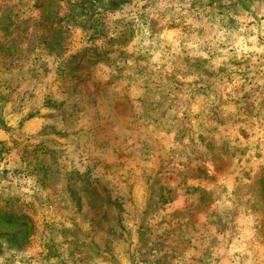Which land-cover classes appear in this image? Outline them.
Segmentation results:
<instances>
[{
  "label": "rangeland",
  "instance_id": "rangeland-1",
  "mask_svg": "<svg viewBox=\"0 0 264 264\" xmlns=\"http://www.w3.org/2000/svg\"><path fill=\"white\" fill-rule=\"evenodd\" d=\"M0 264H264V0H0Z\"/></svg>",
  "mask_w": 264,
  "mask_h": 264
},
{
  "label": "crops",
  "instance_id": "crops-1",
  "mask_svg": "<svg viewBox=\"0 0 264 264\" xmlns=\"http://www.w3.org/2000/svg\"><path fill=\"white\" fill-rule=\"evenodd\" d=\"M87 122V120H85V121H81V122H79L78 124H77V127H82V125H85V123ZM147 126V125H146ZM79 130V129H78ZM88 136V138L90 137V135H87ZM83 137H85V135H83ZM78 138H80V135H78ZM82 143V142H81ZM84 156H87V157H85L84 158V160H81V158H80V162H76V164L78 163V165H79V167H81V166H83L84 164L83 163H87V161H85L86 159H89V161H88V163L91 161V160H93V159H95V156L93 155V154H90L89 156L88 155H84ZM77 169H78V167H77ZM239 240H238V245H239ZM243 243V242H242Z\"/></svg>",
  "mask_w": 264,
  "mask_h": 264
}]
</instances>
